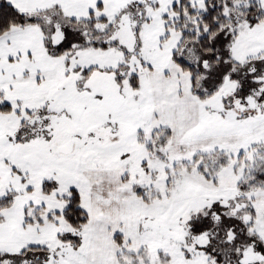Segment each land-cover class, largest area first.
<instances>
[{"label": "snow or ice", "instance_id": "1", "mask_svg": "<svg viewBox=\"0 0 264 264\" xmlns=\"http://www.w3.org/2000/svg\"><path fill=\"white\" fill-rule=\"evenodd\" d=\"M0 264H264V0H0Z\"/></svg>", "mask_w": 264, "mask_h": 264}]
</instances>
